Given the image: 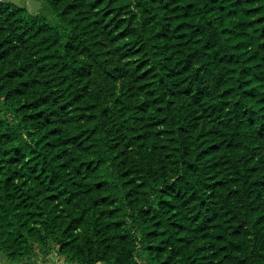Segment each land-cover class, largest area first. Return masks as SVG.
Returning a JSON list of instances; mask_svg holds the SVG:
<instances>
[{"label":"trees","instance_id":"obj_1","mask_svg":"<svg viewBox=\"0 0 264 264\" xmlns=\"http://www.w3.org/2000/svg\"><path fill=\"white\" fill-rule=\"evenodd\" d=\"M42 1H0V253L264 264V0Z\"/></svg>","mask_w":264,"mask_h":264},{"label":"rangeland","instance_id":"obj_2","mask_svg":"<svg viewBox=\"0 0 264 264\" xmlns=\"http://www.w3.org/2000/svg\"><path fill=\"white\" fill-rule=\"evenodd\" d=\"M7 1L12 2L19 7L26 8L29 11V13L32 15H40L41 14V15L45 16L46 19L49 21V23H51L53 25L58 24V20L54 16V14L52 13L49 6L42 0H7ZM123 41L120 40V41L116 42L114 44V46L119 50L122 49V51H125L126 49L130 48L128 38L124 39ZM124 46H126L125 49H124ZM132 51H134V53L132 54L133 55L132 58H128L125 60L137 62L136 64L140 63V55L138 53V49H134ZM124 53H126V52H124ZM141 264H143V263H141Z\"/></svg>","mask_w":264,"mask_h":264},{"label":"crops","instance_id":"obj_3","mask_svg":"<svg viewBox=\"0 0 264 264\" xmlns=\"http://www.w3.org/2000/svg\"><path fill=\"white\" fill-rule=\"evenodd\" d=\"M1 1V0H0ZM0 264H11L7 258L0 253ZM25 264V263H21ZM40 264H68L63 257L59 256L58 253L53 252L51 256H49L44 263Z\"/></svg>","mask_w":264,"mask_h":264}]
</instances>
